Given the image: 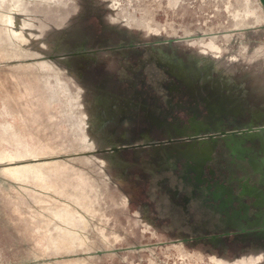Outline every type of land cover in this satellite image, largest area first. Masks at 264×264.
I'll return each instance as SVG.
<instances>
[{"label": "rangeland", "instance_id": "1", "mask_svg": "<svg viewBox=\"0 0 264 264\" xmlns=\"http://www.w3.org/2000/svg\"><path fill=\"white\" fill-rule=\"evenodd\" d=\"M108 1L0 5V99L5 112L18 117L13 126L0 117V264H193L196 259L201 264H264V150L244 138L191 139L240 128L239 122L243 127L252 116L210 117L206 100H195L185 84L158 65L156 50L164 46L182 55L187 46L219 53L229 45L239 47L250 52L264 76L261 0H121L138 19L159 27L160 34L148 33L137 22L130 28L112 24ZM230 11L240 12L246 24L233 20ZM13 13L21 22L16 26L20 35L28 34L31 26L25 20L31 18L53 41L68 28L64 41L76 46L55 59L82 61L77 63L83 65L80 81L58 74L49 66L50 55L13 44L3 20ZM79 85L88 98L98 88L136 104L131 123L112 126L113 145L85 142L78 123ZM124 131L131 142L123 139ZM146 131L152 139L138 140ZM112 152L127 164L129 180L123 185L108 183L99 168L96 156ZM197 177H204L199 187L208 189L207 200L191 183H198ZM218 178L229 182L215 184ZM131 187L130 201L121 205L120 194ZM145 205L155 219L149 228L136 222ZM231 209L234 217L244 209L236 219L243 221L241 227L214 216H227ZM71 210L91 221L87 235L92 245L69 244L65 229L72 227L63 217L69 221ZM53 234L67 242H57ZM38 236L46 237L48 246L38 243Z\"/></svg>", "mask_w": 264, "mask_h": 264}, {"label": "flooded vegetation", "instance_id": "2", "mask_svg": "<svg viewBox=\"0 0 264 264\" xmlns=\"http://www.w3.org/2000/svg\"><path fill=\"white\" fill-rule=\"evenodd\" d=\"M12 1L13 0H0V5H2L3 2V4L11 5L12 9ZM132 1L133 0H128V4H131ZM120 2L121 0L108 1V6L112 11L110 16L112 24L120 26L126 25L130 28L133 23L137 22L143 24L142 26L148 33L160 34V28L153 27V24H151V21L148 18L138 19L132 11L127 10L125 4L120 5ZM170 3L173 4V0H170ZM230 13L233 20L242 22L240 12L230 11ZM13 14V16L10 15L3 17L4 22L7 24V36L13 44L16 47H22L21 45L23 43L25 45L24 47L28 45L27 47H30L32 51L50 55L54 59L51 60L49 66L53 67L58 74L62 72V74L69 75L72 80L80 81L82 77L83 65H77V63L81 64L82 61L77 60L75 64L73 59L69 57L55 59L56 54L58 55L60 53L69 52L76 46L75 45L71 48L69 42L66 41L69 36L68 28L64 29L57 41H53L47 35L38 31L31 18L29 21L25 20L26 24L31 26L28 34L20 35V31L16 26H18L21 22L19 17H16L15 13ZM64 39L66 40L64 41ZM187 48L188 51L185 53L182 52V55H179L176 51L168 53L164 46L156 47L158 65L167 67L169 69V73L175 75L181 85L185 84L188 92L191 96H193V98H195V100H206L210 117L214 118L218 113H220L223 117L226 115L228 116L229 114H233L238 117L249 113L252 116L251 121L256 126V129H259L261 123L264 122V81L262 73H260L258 68L254 66V63L250 61V52L248 53L247 50L239 47L234 49L233 47H230V45L225 51L222 50L221 53L210 52L201 46L197 49L190 48L189 46H187ZM80 49H82V46H78L76 48L77 51ZM64 55L66 56L68 54ZM173 85L174 84L170 86L171 95H173L171 88ZM176 88L177 87H173L175 90ZM76 89V97L80 101V118L78 123L85 137V142L92 147L113 145V137L111 135L112 126L116 127L118 123H122L124 121L131 123L134 118L132 113L136 109V104L133 103V101H128L127 99L101 92L98 88L96 91L92 92L91 98L87 97L86 90L84 91L83 86L79 85ZM179 89H177V92ZM1 114L8 119L11 126H13L18 120V117H12L10 114L5 112L4 103L0 99V117ZM223 117L215 119H222ZM241 126L242 125H240L239 122L238 127ZM180 133H184V131H181ZM215 133L219 134L217 132ZM122 136L125 141H132L126 131H124ZM235 138L236 139L229 136H218L217 140H222L224 142H228V140L232 142L241 141V137L236 136ZM254 138L256 140L258 139L257 142L260 144L259 146L264 150V131H255ZM151 139L152 137L147 131L143 133L142 137L138 138L140 141H148ZM96 158L99 163V168L105 174L108 183L123 185L128 182L129 175L127 174V164L121 156L118 157L114 152H112L109 154H98ZM34 169H36V167H34ZM197 180L198 183H195L194 181L191 182L195 185L196 190L197 188L201 190V193L197 191V196H205L207 200V193H209L208 189L203 190L199 187V182L205 181L204 177H197ZM214 180L216 182L215 184H223L225 181L229 182L228 180L223 181L220 178ZM184 181L189 180L184 179ZM133 193L134 191L131 187L129 192L126 191L120 194L121 205L127 206ZM184 196L185 191L182 193V197ZM182 201H184L183 198L182 200H179V203ZM231 211L232 209L227 213V216H214L231 219L235 223L240 224L241 227L243 221L239 222V218L240 216L245 215L244 209L241 210L240 214L238 213L236 217H234V214L237 212L234 213L232 211V213ZM63 212L69 216V211L64 209ZM70 215L71 219L69 221L65 219L67 217L64 218L62 216L64 222L72 227V230H70V228L65 229L69 232V244H71L72 247H75V245L81 247L85 244L89 246L92 245L90 242L92 240H89V236L87 235L89 228L91 227V221L85 215L76 210H71ZM236 219L239 221L237 222ZM136 222L144 225L145 228L155 225V219H152L148 206L145 205L142 207V216L137 218ZM58 230L60 233L62 232L61 228ZM53 238H55L57 242H67V239H65L62 235L60 236V234H53ZM75 241L76 244L74 243ZM37 242L48 246L46 237L44 238L43 236H38ZM223 247L227 250V245L224 242ZM181 256L184 257V254ZM194 262L195 263L193 264H201V261L197 259L194 260Z\"/></svg>", "mask_w": 264, "mask_h": 264}, {"label": "water", "instance_id": "3", "mask_svg": "<svg viewBox=\"0 0 264 264\" xmlns=\"http://www.w3.org/2000/svg\"><path fill=\"white\" fill-rule=\"evenodd\" d=\"M261 2H262V4H263V6H264V0H261ZM230 115V114H229ZM231 115H233V114H231ZM255 131H264V127L262 128H259V129H256V126L253 124V122L251 121V123L250 124H247V125H244L243 127H240V128H234V129H231V130H229V131H222L221 133H219V134H216L215 132L214 133H212V134H207V135H205V136H200V135H197L196 137H194V138H191V139H193V140H200L201 139V141L203 140L204 141V137H210V138H217L218 136H229V137H232V138H234V139H236L235 137L236 136H239V137H241L242 139L244 138L245 140H250L251 142H257L258 141V139L256 140L255 138H254V132ZM119 147H117V145H115L114 147H113V150L116 152V151H118L117 149H118ZM108 150H104L103 152H107ZM101 152V151H100ZM95 153V152H94ZM93 153V154H94ZM90 154V153H89Z\"/></svg>", "mask_w": 264, "mask_h": 264}, {"label": "bare ground", "instance_id": "4", "mask_svg": "<svg viewBox=\"0 0 264 264\" xmlns=\"http://www.w3.org/2000/svg\"><path fill=\"white\" fill-rule=\"evenodd\" d=\"M244 24H246V19L243 20ZM263 128L264 127V122L261 123L260 127L259 128Z\"/></svg>", "mask_w": 264, "mask_h": 264}, {"label": "crops", "instance_id": "5", "mask_svg": "<svg viewBox=\"0 0 264 264\" xmlns=\"http://www.w3.org/2000/svg\"><path fill=\"white\" fill-rule=\"evenodd\" d=\"M262 77H263V81H264V76H263V74H262Z\"/></svg>", "mask_w": 264, "mask_h": 264}]
</instances>
